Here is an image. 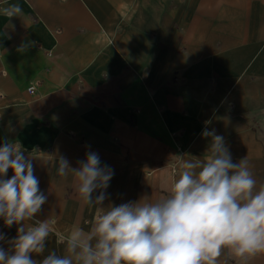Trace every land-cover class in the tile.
Wrapping results in <instances>:
<instances>
[{"label": "crops", "instance_id": "1", "mask_svg": "<svg viewBox=\"0 0 264 264\" xmlns=\"http://www.w3.org/2000/svg\"><path fill=\"white\" fill-rule=\"evenodd\" d=\"M133 1L0 0V8L19 4L23 9L10 19L0 13V146L19 141L26 153L75 159L70 163L84 161L88 152L108 157L127 151L134 160H165L187 133L185 111L191 101L188 87L169 83L171 73L188 70L190 78L205 80L213 68L198 63L207 52L202 42L211 32L215 37L225 33L204 23H225L223 30L231 34L241 28L251 33L238 24L248 23L264 33V0H184L181 19L173 11L161 19L156 0H140L137 7ZM133 6L135 12L127 17V7ZM173 20L181 27L187 53L173 52ZM160 24L167 41L154 48L150 35ZM208 40L213 46V37ZM239 56L229 63L238 67L247 53ZM189 59L194 67L189 68ZM256 79L253 91L251 84L236 88L232 101L245 90L252 96L251 106L259 108L264 79ZM29 86L33 95L27 93ZM214 94L218 100L222 89ZM42 162L33 161V167ZM250 167L259 187L264 166L256 150ZM34 173L45 177L43 171ZM12 175L8 170L5 178ZM161 175L159 184L113 176L104 190L105 209L120 205V187L137 188L130 202L163 199L157 186L170 191L171 180L166 171ZM63 180L75 182L72 174ZM99 193L94 191L93 199ZM81 213L80 208L62 215L42 205L36 217L71 221Z\"/></svg>", "mask_w": 264, "mask_h": 264}, {"label": "clouds", "instance_id": "2", "mask_svg": "<svg viewBox=\"0 0 264 264\" xmlns=\"http://www.w3.org/2000/svg\"><path fill=\"white\" fill-rule=\"evenodd\" d=\"M0 13L10 19L23 9L10 4ZM202 135L211 138L206 157L183 161L165 198L110 205L88 231L70 233L63 241L65 254L53 250L41 261L32 254L45 252L51 222L35 216L47 197L33 158L25 156L19 141H6L0 146V219L19 227L9 250L0 247V264H219L224 249L241 258L264 253V184L257 187L246 157L233 162L223 136L214 129ZM53 159L59 176L72 174L85 203L103 204L113 171L101 166L98 154L88 152L77 168L62 155ZM8 170L11 178H5Z\"/></svg>", "mask_w": 264, "mask_h": 264}, {"label": "rangeland", "instance_id": "3", "mask_svg": "<svg viewBox=\"0 0 264 264\" xmlns=\"http://www.w3.org/2000/svg\"><path fill=\"white\" fill-rule=\"evenodd\" d=\"M139 1L134 0L133 5L137 7ZM156 1L158 3V14L161 16V19L167 11L168 13L173 11L174 17L178 16L180 18L179 14L181 12H179V9L183 6L184 0ZM192 4L197 5L198 3ZM136 7L133 6L131 10L127 7V10H129L127 17L129 13L135 12ZM185 9L187 10L188 8L185 7ZM238 24L248 29L251 33H246L241 28L239 33L231 34L229 31H226L227 29L223 30L225 29V23L221 24L212 20L204 23L205 26L214 27L216 30L219 29L225 32L221 33L222 37L220 35L215 37L216 32H211L205 40L206 43L202 42V46L207 47V52L205 56L200 57L198 63L205 64L207 68H213L211 70L208 68L210 73L207 72L205 80L199 81L190 78L188 70H174L171 73L169 83L174 86L188 87L190 90L189 98L191 100L190 109L187 110V113L185 111L187 127L184 131L187 133L181 138L180 142L176 140L174 152L165 160L145 162L132 159L131 154L126 151L120 156L99 157L101 166H108L113 171V176L131 177L138 184H141V182L159 184L163 181L162 172L166 171L169 174L168 176L172 185L182 171L181 164L183 161L190 160L192 157L200 159L206 157L211 138L202 135L205 129L209 131L214 129L217 135L224 137L234 163L239 162L245 157L249 162H252V155L256 150L264 166V94H261L259 108L251 106L252 96L245 90H241V96L237 97V101H234L235 99L232 101L230 95L233 94L236 88L242 89L249 86V84H251L249 87L252 90V86L256 85V78L264 79V33L260 32V30L258 32L257 29L248 23L243 25V23L238 22ZM159 27L156 34L150 35L154 48H163L166 43L165 41H167L161 24ZM171 27L177 33L173 42L174 54L187 53L183 43L184 40L181 37V27L176 20L171 22ZM253 32H255L254 35L256 37L254 39ZM210 37H213V46L209 45L211 40L208 39ZM245 53H247V58L238 67L229 63L236 59V55L243 56ZM213 57L215 59L220 58L217 59V62H210V59ZM188 61L189 68L194 67L191 63L193 60L189 59ZM218 88L222 89V94L218 97V100H214L213 94ZM24 154L26 157L30 156L33 158L32 162L44 161V163L36 164L33 167L34 171L39 170L45 173V177L41 176L42 173L40 176L34 173L39 180L41 192L47 197L44 205L62 215L77 212L80 208L82 209L78 220L62 221L59 217L41 219L35 216L36 220L43 221L49 219L51 222V233L46 241L45 252L43 254H32L33 259L41 261L53 250L57 254H65V244L63 241L67 239L70 233L76 228L88 231L95 218L103 211H106V209L103 204L100 206L89 205L80 198L76 190V182H65L63 176L57 174L58 166L53 159L56 158L55 156H52V154L37 156V154L34 155L26 152ZM67 160L72 168L79 165L78 162L70 163L74 162L75 159L67 158ZM259 182V185L264 184V178ZM136 189L127 190L125 187H120L118 189L119 204L130 202ZM157 192L162 198H165L169 194V191L158 186ZM25 224L29 226L32 222L26 221ZM18 227L19 225L15 224L7 227L4 225L3 220L0 219V233L5 236V240L0 241V247L9 250L10 245L8 241L16 237ZM218 261L219 264H264V253L241 258L224 249Z\"/></svg>", "mask_w": 264, "mask_h": 264}, {"label": "built area", "instance_id": "4", "mask_svg": "<svg viewBox=\"0 0 264 264\" xmlns=\"http://www.w3.org/2000/svg\"><path fill=\"white\" fill-rule=\"evenodd\" d=\"M27 93H28L29 95H33L34 90H33V87H32V86H29V87L27 88Z\"/></svg>", "mask_w": 264, "mask_h": 264}]
</instances>
